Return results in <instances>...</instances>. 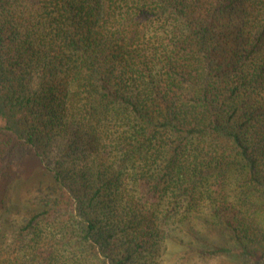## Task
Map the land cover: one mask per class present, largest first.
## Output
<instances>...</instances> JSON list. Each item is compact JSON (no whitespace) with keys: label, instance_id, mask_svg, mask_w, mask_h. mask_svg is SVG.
Wrapping results in <instances>:
<instances>
[{"label":"trees","instance_id":"16d2710c","mask_svg":"<svg viewBox=\"0 0 264 264\" xmlns=\"http://www.w3.org/2000/svg\"><path fill=\"white\" fill-rule=\"evenodd\" d=\"M175 233L264 264V0H0V264H167Z\"/></svg>","mask_w":264,"mask_h":264},{"label":"rangeland","instance_id":"374dc122","mask_svg":"<svg viewBox=\"0 0 264 264\" xmlns=\"http://www.w3.org/2000/svg\"><path fill=\"white\" fill-rule=\"evenodd\" d=\"M41 174L42 167L40 162L34 158L27 159L23 166V169L18 174L16 180L5 185L1 197H3V199L7 201V204L10 205L13 209L18 205H21L24 199L27 197V192L29 191V189L37 180L41 178ZM177 235L180 236L178 241H170L169 243H167V252L164 258L166 257L167 264H181L183 262L184 264H188L189 258L186 255V252L184 253V251H186V248L183 245V243H187L188 239L186 236L180 235L178 233H175L173 237L176 236L177 238ZM193 261L191 263H193ZM196 264L202 263L197 262ZM209 264L222 263L211 261Z\"/></svg>","mask_w":264,"mask_h":264}]
</instances>
